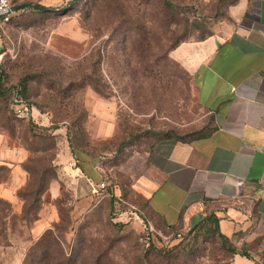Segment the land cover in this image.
Wrapping results in <instances>:
<instances>
[{"label": "rangeland", "instance_id": "rangeland-1", "mask_svg": "<svg viewBox=\"0 0 264 264\" xmlns=\"http://www.w3.org/2000/svg\"><path fill=\"white\" fill-rule=\"evenodd\" d=\"M71 1L12 0L55 8ZM236 2L75 0L64 13L15 11L0 27V134L27 151L23 169L28 173L50 165L56 178L58 163L70 152L68 139L77 140L101 167L99 188L85 211L74 212L77 197L66 190L55 200L59 218L51 227L59 226L63 253L75 264H92L96 257L102 264H144L141 255L150 244L164 250L177 245L173 251L181 252L179 264H264L230 252L228 246L240 250L215 234L200 231L196 240L189 236L179 243L173 232L166 239L152 233L136 187L147 152L164 133L178 139L208 128L210 118L196 100L191 75L170 52L176 43L228 32L229 8ZM33 74L23 89L21 79ZM15 93L33 116L14 114ZM100 120L108 123L106 130H100ZM6 175L1 169L0 180ZM3 214L9 218L6 240L10 233L29 237L33 221L21 227L20 213L10 208ZM39 252L36 248L30 264H38ZM60 254L51 248L50 264ZM16 260L0 236V264Z\"/></svg>", "mask_w": 264, "mask_h": 264}, {"label": "crops", "instance_id": "crops-1", "mask_svg": "<svg viewBox=\"0 0 264 264\" xmlns=\"http://www.w3.org/2000/svg\"><path fill=\"white\" fill-rule=\"evenodd\" d=\"M229 10L228 32L182 42L170 52L191 75L196 100L210 118L208 128L188 140L156 142L136 187L152 233L166 239V233H182L212 215L243 256L264 261V0H237ZM99 124L107 129L108 123ZM26 155L0 134V169L7 172L0 199L15 214L22 207L17 192L29 178ZM67 156L42 195L29 237L8 236L5 247L18 261L11 264H22L30 244L58 221L55 200L63 190L77 197L75 213L91 206L101 167L93 158L76 165L71 150ZM70 161L73 166L66 165Z\"/></svg>", "mask_w": 264, "mask_h": 264}, {"label": "trees", "instance_id": "trees-1", "mask_svg": "<svg viewBox=\"0 0 264 264\" xmlns=\"http://www.w3.org/2000/svg\"><path fill=\"white\" fill-rule=\"evenodd\" d=\"M70 8H68L67 10H69ZM67 10L61 11V12L64 13ZM16 11H20V12L29 11V12H34V13H55V12L39 11L37 9L30 8V7L21 8ZM12 16L10 17L8 23L11 21ZM205 38H206L205 35H201L197 40H203ZM178 44L179 43H176L175 45H173L172 49L175 48ZM35 76L36 75L34 74L24 76L20 81L21 87L25 89L27 82L31 80L32 78H34ZM192 136L184 135V136L179 137L178 140H182V141L188 140ZM169 138L170 136L168 135V133H164V137L162 138V140L169 139ZM68 141H69V147L72 152V155H74V158L76 159L75 161L76 165L81 164L80 162L87 161L88 159H92V156H90L88 151L83 150L79 147V145L76 143L77 140L73 142L71 139H68ZM82 155H84V157ZM49 166L50 165H45V166L43 165V166H40V168L28 169V174H29L28 181L27 183L24 184L22 190L20 189L17 192L18 196L22 200L20 220L24 222L25 224L31 223L33 219L36 218V214L39 211L40 206H41L42 195L45 193L46 189L48 188L50 180L54 178V176L51 175V169L49 168ZM0 205L2 206V208L0 207V212L3 213L4 210L5 211L10 210L9 204L2 199H0ZM31 215L32 217H34L33 219L30 218ZM6 218H7L6 214L1 215L0 217V236H3V246H6L9 244L8 240H6V237L3 235L4 229H5ZM59 229H60L59 226L54 225L53 228L47 229L31 246H29V248L27 249L25 253L22 264H30L32 261H34L32 256L36 248H39V251H40L37 257L38 264H50L49 259H47V255L51 248H57V250L61 253L60 260L56 262L55 264H75V259L73 256L70 257L63 253V248L60 245V240L58 239V235H57V232L59 231ZM200 231L210 233L211 235L215 234L216 236L219 237L220 240H223L226 243L229 241L226 236L220 233L219 228H218L217 219L216 217L212 215L206 216L199 224L190 228L186 233L182 232L179 237H177L175 235L176 232H174L172 239L180 238L179 243H181L183 240L191 236L193 240H196ZM163 248L164 247H156L150 244L141 255L142 263L143 262L144 264H179L180 263L179 257L181 255V252L173 251L174 248H177V245H175L169 250H164ZM228 248L230 252L232 253H239L241 255L246 254L244 252H239L232 247L228 246ZM92 264H102V260L96 257L92 261Z\"/></svg>", "mask_w": 264, "mask_h": 264}, {"label": "built area", "instance_id": "built-area-1", "mask_svg": "<svg viewBox=\"0 0 264 264\" xmlns=\"http://www.w3.org/2000/svg\"><path fill=\"white\" fill-rule=\"evenodd\" d=\"M13 4L14 3L12 2V0H0V27L6 25L12 14L14 13V11H12ZM12 110L14 114L20 118L28 119L31 116L29 106L17 93H15L12 98ZM99 186L102 187L103 183H101ZM148 230L150 231L151 229L148 228ZM180 234V232L175 233L177 237H179Z\"/></svg>", "mask_w": 264, "mask_h": 264}, {"label": "water", "instance_id": "water-1", "mask_svg": "<svg viewBox=\"0 0 264 264\" xmlns=\"http://www.w3.org/2000/svg\"><path fill=\"white\" fill-rule=\"evenodd\" d=\"M74 2L75 0H72L68 5L64 7H60V8L44 6L42 4L33 3V2H22V3L13 4L12 11H16L21 8L30 7V8H34V9H37L39 11H44V12H61V11H65L68 8H70Z\"/></svg>", "mask_w": 264, "mask_h": 264}]
</instances>
